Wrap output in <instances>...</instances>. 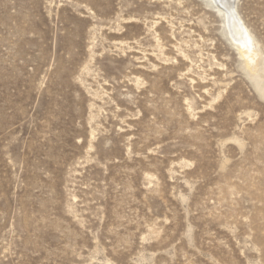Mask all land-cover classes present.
Returning a JSON list of instances; mask_svg holds the SVG:
<instances>
[{
  "label": "rangeland",
  "instance_id": "1",
  "mask_svg": "<svg viewBox=\"0 0 264 264\" xmlns=\"http://www.w3.org/2000/svg\"><path fill=\"white\" fill-rule=\"evenodd\" d=\"M0 0V264H264V0Z\"/></svg>",
  "mask_w": 264,
  "mask_h": 264
},
{
  "label": "bare ground",
  "instance_id": "2",
  "mask_svg": "<svg viewBox=\"0 0 264 264\" xmlns=\"http://www.w3.org/2000/svg\"><path fill=\"white\" fill-rule=\"evenodd\" d=\"M220 9L226 15V23L230 30L232 38L241 45L243 54L247 59V62L256 69L257 52L255 45L252 44V39L246 33L244 27L240 23L235 10L234 0H215Z\"/></svg>",
  "mask_w": 264,
  "mask_h": 264
}]
</instances>
